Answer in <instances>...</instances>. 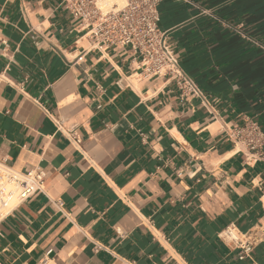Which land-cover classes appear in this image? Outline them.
<instances>
[{
  "label": "crops",
  "instance_id": "obj_1",
  "mask_svg": "<svg viewBox=\"0 0 264 264\" xmlns=\"http://www.w3.org/2000/svg\"><path fill=\"white\" fill-rule=\"evenodd\" d=\"M158 13L200 95L95 44L64 0H0V162L44 173L0 223V264H264V146L229 137L264 131V0ZM229 225L259 234L242 260Z\"/></svg>",
  "mask_w": 264,
  "mask_h": 264
},
{
  "label": "built area",
  "instance_id": "obj_2",
  "mask_svg": "<svg viewBox=\"0 0 264 264\" xmlns=\"http://www.w3.org/2000/svg\"><path fill=\"white\" fill-rule=\"evenodd\" d=\"M164 0H123V5L104 8L97 0H64L65 8L80 21L86 34L95 44L104 47H126L139 58L143 72L148 76H169L175 80L181 93L200 95L196 85L179 69L178 60L169 44L166 32L159 29L158 7ZM229 137L242 141L253 159L264 146V131L246 120L243 125L230 129ZM79 144L80 141L75 139ZM246 159H249L246 156ZM44 184L43 171L36 169L20 173L0 162V223L14 209L40 192ZM257 231L241 232L235 226L225 227L220 238L239 250L242 260L258 242Z\"/></svg>",
  "mask_w": 264,
  "mask_h": 264
},
{
  "label": "rangeland",
  "instance_id": "obj_3",
  "mask_svg": "<svg viewBox=\"0 0 264 264\" xmlns=\"http://www.w3.org/2000/svg\"><path fill=\"white\" fill-rule=\"evenodd\" d=\"M120 1L122 2L123 0H113V1H111L109 4L107 3L108 5L105 6V5H101V4H103V2H102L101 0H99V1L97 0V5L100 6V7H104V8H107V9H108V8H110V6L113 5V4H117V5L120 6V3H119ZM115 2H116V3H115ZM118 3H119V4H118ZM121 6H122V5H121Z\"/></svg>",
  "mask_w": 264,
  "mask_h": 264
},
{
  "label": "bare ground",
  "instance_id": "obj_4",
  "mask_svg": "<svg viewBox=\"0 0 264 264\" xmlns=\"http://www.w3.org/2000/svg\"><path fill=\"white\" fill-rule=\"evenodd\" d=\"M98 1H99V0H98ZM101 1L103 2V4H101V5H105V6H106V5H108V4H109L111 1H113V0H101ZM107 3H108V4H107ZM115 3H116V2H115ZM119 3H120V6H121V5H123L124 2H123V1L121 2V1H120ZM119 3H118V4H119ZM114 5L120 7V6L117 5V4H113V5H111L110 7H112V6H114ZM263 204H264V196H263Z\"/></svg>",
  "mask_w": 264,
  "mask_h": 264
}]
</instances>
